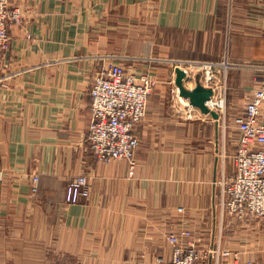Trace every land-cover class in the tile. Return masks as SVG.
<instances>
[{
    "label": "crops",
    "instance_id": "crops-1",
    "mask_svg": "<svg viewBox=\"0 0 264 264\" xmlns=\"http://www.w3.org/2000/svg\"><path fill=\"white\" fill-rule=\"evenodd\" d=\"M17 7L22 21L10 23L0 65V264H160L173 256L169 235L185 228L217 241L215 187L233 172L235 139L223 120L178 115L190 102L173 97L176 70L227 59L259 77L249 66L264 65V0H12ZM112 62L158 78L133 177L127 161L102 163L89 143L91 87ZM255 83L229 93L228 123ZM80 175L91 195L69 204Z\"/></svg>",
    "mask_w": 264,
    "mask_h": 264
},
{
    "label": "built area",
    "instance_id": "built-area-1",
    "mask_svg": "<svg viewBox=\"0 0 264 264\" xmlns=\"http://www.w3.org/2000/svg\"><path fill=\"white\" fill-rule=\"evenodd\" d=\"M21 21L20 8L12 9V0H0V65L10 51V23L19 24ZM184 66L187 75L193 67L204 72L203 85L214 93L206 106L216 112L218 121L223 120L229 129L228 88L214 72L222 68L226 75L233 66L229 62L222 65L202 61L187 62ZM249 68L259 73V83L242 112L232 120L236 133L233 172L231 176H223L219 183L222 194L221 219L227 227L245 225L253 219H264V65ZM155 86L151 74L131 73L117 62L106 64L98 72L90 91L93 122L89 131L91 150L98 161H127L130 176L135 175L138 166L136 152L140 146L137 129L145 117L148 100ZM183 103L180 108L186 119L199 121L208 117L190 103ZM33 182L36 184L33 187L36 193L39 177H35ZM91 190L89 177L77 176L69 182L66 201L79 204L89 199ZM169 241L173 246V256L171 260L161 261L160 264H264V256L259 260H242L240 251L223 246L222 234L216 242L211 240L206 247L199 245L200 241L190 229L170 235Z\"/></svg>",
    "mask_w": 264,
    "mask_h": 264
},
{
    "label": "rangeland",
    "instance_id": "rangeland-1",
    "mask_svg": "<svg viewBox=\"0 0 264 264\" xmlns=\"http://www.w3.org/2000/svg\"><path fill=\"white\" fill-rule=\"evenodd\" d=\"M225 62H228V60L227 59H225V60L221 59V60L216 61L214 63H220L223 65ZM193 70L195 72L192 71L189 74V76L192 78V80H190V82H193V84L195 86H197L198 84L203 85L204 84L203 83L204 72H202L201 70L199 71L197 69V67H193ZM214 73H215V76L220 79V82H222V84H224V85L226 84V87L228 88V92H227L228 110H229V105H230V103L228 101H229V99H231L229 93L236 95V94H238V92H240L237 90V85L239 84V82H241L245 79L246 81L252 82V84H253L254 80L256 79L255 87H256V84L259 83V79H258L256 73H255V77H257V78L254 77V74L252 75V72L250 70H246V71L244 70L243 71L241 69H228L226 72V75H225L224 70L222 68H219V71H215ZM152 76L154 77V80H155L156 86H157L158 78H156V76H154V75H152ZM194 76H195V78H194ZM224 76H226L225 77L226 81H225ZM200 78L202 79V81ZM156 86H155L151 96L154 94ZM203 86H205V85H203ZM184 87H186V86L184 85ZM191 87H192V85L189 86L188 88H191ZM188 88H187V90H188ZM248 92H249V94L247 96L248 99H246V102L250 99L249 97L251 96L253 90L251 92L250 91H248ZM178 93H179V89H178V92L176 90H173V97L178 99ZM151 96L149 97V100H150ZM243 97H244V95H243ZM243 97L241 96L240 99H243ZM179 98H180V94H179ZM149 100H148V102H149ZM234 109L237 110L238 107H234ZM182 111H183V109H181L180 106H178V115H180L182 113ZM232 113H234V112H232ZM207 116H209V115H207ZM234 116H233V118H234ZM228 130L231 133V136H232L231 138L235 139L236 133H235V127L233 125V121H231V124H230V127ZM220 181H221V179H219L217 183L219 184ZM218 186H220V185H218ZM215 188H216V191L218 193H219V191L221 193V187H219V188L215 187ZM218 189H219V191H218ZM214 206H215L214 207L215 213L217 211L221 212L222 209L218 208V202L217 201H215ZM180 210L182 211L183 209H180ZM188 229L189 228H185L181 232L188 230ZM191 231L194 233L196 239L200 241V242L199 241L198 242H199V245L201 247H206L211 240H212V242H216L215 241L216 239L213 240L214 238L212 239L211 235L208 234L207 232H205L203 234V232H200L201 230H198L195 227ZM207 231L209 232V230H207ZM221 233L223 235V246L230 248V249L237 251V252L240 251L242 253V260L243 259L259 260V259L263 258V256H264V219H253V220H250V222L246 223L245 225L234 224V225H230L229 227L224 225V229L221 230ZM174 234H178V233H174Z\"/></svg>",
    "mask_w": 264,
    "mask_h": 264
},
{
    "label": "water",
    "instance_id": "water-1",
    "mask_svg": "<svg viewBox=\"0 0 264 264\" xmlns=\"http://www.w3.org/2000/svg\"><path fill=\"white\" fill-rule=\"evenodd\" d=\"M176 85L179 89L180 97L187 99L190 104L199 109L205 115H211L214 119L218 120V114L210 111L206 106V102L213 97V90L206 88L205 86L198 84L192 91L187 90L184 87V80L187 77V73L183 69L176 70ZM0 190H1V167H0Z\"/></svg>",
    "mask_w": 264,
    "mask_h": 264
},
{
    "label": "bare ground",
    "instance_id": "bare-ground-1",
    "mask_svg": "<svg viewBox=\"0 0 264 264\" xmlns=\"http://www.w3.org/2000/svg\"><path fill=\"white\" fill-rule=\"evenodd\" d=\"M181 98H183V97H181ZM183 99H185V98H183Z\"/></svg>",
    "mask_w": 264,
    "mask_h": 264
}]
</instances>
